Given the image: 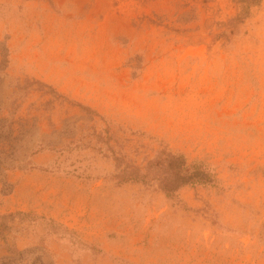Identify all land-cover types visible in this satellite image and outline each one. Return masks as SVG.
Masks as SVG:
<instances>
[{
  "label": "rangeland",
  "instance_id": "obj_1",
  "mask_svg": "<svg viewBox=\"0 0 264 264\" xmlns=\"http://www.w3.org/2000/svg\"><path fill=\"white\" fill-rule=\"evenodd\" d=\"M0 264H264V0H0Z\"/></svg>",
  "mask_w": 264,
  "mask_h": 264
},
{
  "label": "trees",
  "instance_id": "obj_2",
  "mask_svg": "<svg viewBox=\"0 0 264 264\" xmlns=\"http://www.w3.org/2000/svg\"><path fill=\"white\" fill-rule=\"evenodd\" d=\"M185 181H186V180H185ZM185 181H182V183H184ZM182 183H181V184H182Z\"/></svg>",
  "mask_w": 264,
  "mask_h": 264
}]
</instances>
